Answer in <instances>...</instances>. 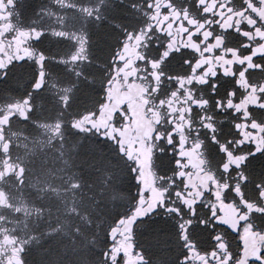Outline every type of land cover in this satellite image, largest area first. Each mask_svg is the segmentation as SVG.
<instances>
[{"label": "flooded vegetation", "instance_id": "obj_1", "mask_svg": "<svg viewBox=\"0 0 264 264\" xmlns=\"http://www.w3.org/2000/svg\"><path fill=\"white\" fill-rule=\"evenodd\" d=\"M46 92L127 180L84 264H264V0H0V264H35L11 216Z\"/></svg>", "mask_w": 264, "mask_h": 264}, {"label": "rangeland", "instance_id": "obj_2", "mask_svg": "<svg viewBox=\"0 0 264 264\" xmlns=\"http://www.w3.org/2000/svg\"><path fill=\"white\" fill-rule=\"evenodd\" d=\"M113 10L116 17L119 12ZM57 80L67 87V76L61 74ZM79 86L89 93L94 87L89 81ZM61 103L51 93L41 95L23 138L32 181L18 194L24 201L20 220L11 219L35 264H84L91 237L100 231V218L119 212L127 187L113 148L74 133L67 119L74 109L57 110Z\"/></svg>", "mask_w": 264, "mask_h": 264}]
</instances>
